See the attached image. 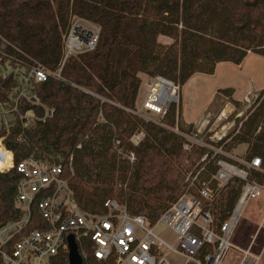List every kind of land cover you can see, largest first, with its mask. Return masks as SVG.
Wrapping results in <instances>:
<instances>
[{
    "label": "trees",
    "instance_id": "1",
    "mask_svg": "<svg viewBox=\"0 0 264 264\" xmlns=\"http://www.w3.org/2000/svg\"><path fill=\"white\" fill-rule=\"evenodd\" d=\"M76 18L97 25L99 40L94 51L66 61L65 82L51 80L37 90L42 102L54 109L53 117L24 130L15 118H9L6 129L0 116V138L9 130L5 143L15 165L0 173V228L22 217L15 204L22 180L16 167L30 155L42 160L72 157L70 186L83 210L104 214V203L115 200L131 216H144L155 224L184 194L186 175L197 170L207 151L184 150L183 138L171 130L183 129L175 105L161 124L132 113L141 76L163 77L182 87L195 74L213 75L220 63L240 66L250 54L264 58V0H0V39L19 50L9 51L18 60L31 59L55 71L62 60L64 37ZM160 37L172 42L164 45ZM10 85L0 86V103L12 102ZM234 94L232 88L221 89L214 100L226 97L238 105ZM236 123L241 127L236 135L231 133L225 151L247 146L245 158H259L264 171V90ZM141 131L146 137L135 147L129 139ZM116 141L124 154H135L134 163L118 155ZM185 158L188 165L182 162ZM11 164V153L1 147L0 170ZM206 168L201 180L216 172L213 160ZM250 178L264 186L262 173L252 172ZM241 189L242 183L232 180L216 199L215 231L233 214ZM39 227L46 229V220L35 207L29 230ZM78 249L85 257L83 264H115L112 258L97 261L88 237ZM214 251L215 246L205 245L197 258L203 260ZM54 264H69L68 252H60Z\"/></svg>",
    "mask_w": 264,
    "mask_h": 264
},
{
    "label": "built area",
    "instance_id": "2",
    "mask_svg": "<svg viewBox=\"0 0 264 264\" xmlns=\"http://www.w3.org/2000/svg\"><path fill=\"white\" fill-rule=\"evenodd\" d=\"M99 33V27L92 22L74 19L64 37L62 60L55 71L31 59L28 62L18 60L9 51L18 53L19 50L0 39V86L5 82L11 84L12 102L6 100L0 103V116L6 129H9V118L18 119L22 128L27 130L34 123L53 117L54 109L42 102L37 90L46 87L51 80L65 82L62 72L66 61L94 51ZM142 85L145 88L142 103L136 105L132 113L146 122L161 124L172 105L179 107L181 86L163 77H146ZM27 106L31 108L23 110ZM228 108L226 106L221 111L219 120L230 119L234 109L228 111ZM38 110L42 111L41 116ZM202 128L193 125L189 133L182 132L178 126L171 130L183 138L184 150L191 152L196 147L206 148L207 130ZM238 131L233 132L236 135ZM9 134L7 130L6 136L0 138V148L5 147L11 153L12 164L1 169L0 173L15 168L10 145L5 143ZM144 137L145 132H138L130 142L139 144ZM216 138L215 146L207 150L202 158L201 172L188 180L190 188H195L197 194L184 193L153 225L144 216H131L115 200L104 203V214L83 210L70 186L74 175L72 157L68 161L63 157L42 160L30 155L16 167L22 180L15 204L22 217L0 228V263L54 264L60 252H69L68 238L73 236L78 247L84 238H90L94 245V257L99 262L112 258L115 264H223L236 249L240 254L238 264H261V257L253 253L252 245L239 249L233 244L234 232L244 207L264 193V186L250 178L252 172L264 175L261 160H248L226 152L229 140L225 133ZM77 148L80 149L81 145ZM115 148L122 154L120 141L115 142ZM123 157L130 163L136 159L133 153ZM211 160L215 163L216 172L209 181H200L199 176L206 172ZM232 180L242 183L240 197L231 217L215 231L212 228V208ZM35 207L46 220V229L29 230ZM159 224H164L172 232L174 238L171 242L156 234ZM205 245L215 246V251L200 260L197 257ZM81 257L84 260L85 257Z\"/></svg>",
    "mask_w": 264,
    "mask_h": 264
},
{
    "label": "rangeland",
    "instance_id": "3",
    "mask_svg": "<svg viewBox=\"0 0 264 264\" xmlns=\"http://www.w3.org/2000/svg\"><path fill=\"white\" fill-rule=\"evenodd\" d=\"M159 42L164 45H169L172 40L166 37H160ZM143 76L144 75H142L141 78ZM142 81H144V78ZM225 88L235 89L236 96L234 94L232 99L237 101L238 105H235L233 102H231V99L226 97H220L214 100L217 91ZM263 90L264 58L254 54H250L240 66L233 65L231 63H220L217 65L213 75L195 74L181 87V91L179 94L180 103L179 107L176 106V109L177 111H180L182 120L185 123L193 124L194 122H198L202 119H205L207 121L204 126L205 128L203 127L202 129L207 130L205 150L209 151L213 146H215V143L217 141L216 137L221 136L222 133H225L228 136V143L231 142L232 136L230 135L234 131L232 129L239 130V128L241 127V123H238L237 125L236 121L243 120L245 118V116L254 106L258 94H260V92H262ZM144 92L145 88L142 85L136 105H141ZM254 92L259 93L252 95ZM243 96H245L244 100L242 98ZM226 106H229L228 111L233 108V115L236 113V116H234L232 120H219V114ZM180 123L183 126V129L181 130L184 133H189L192 128H189V125L184 124L181 121V118ZM166 127L170 128L169 125H167ZM208 129H210V131H208ZM132 144L135 147L140 145V143ZM198 148L201 147H196L194 149L197 150ZM231 152L236 157H245L247 146L241 145ZM191 153L192 152H190V154ZM120 155L123 156L126 154H124L122 151V154ZM193 159L195 160V157H193ZM182 162L183 164L188 165L190 163V160L187 161V159L185 158ZM202 167L203 164L201 159L195 166V168H197L196 171H193L195 173L192 174L193 172H189L186 175L187 177L185 179V183L188 184V186L185 192L190 187V182H188L189 178L194 177L195 175L200 173ZM199 180L209 181V179L204 180L203 178L202 180L199 178ZM121 186L122 185H118L117 188H120ZM191 192L195 195L197 194L195 188L192 189ZM155 232L158 236H160L167 242H171L174 238L172 232L164 224H159L156 227ZM234 240H238V246H240V248L242 249L248 248L252 245L253 253L257 256H260L261 264H264V193L259 199L250 201L244 207L237 228L234 232L233 241ZM238 255L239 251L233 249L223 264H238ZM180 261L184 263L182 260Z\"/></svg>",
    "mask_w": 264,
    "mask_h": 264
},
{
    "label": "water",
    "instance_id": "4",
    "mask_svg": "<svg viewBox=\"0 0 264 264\" xmlns=\"http://www.w3.org/2000/svg\"><path fill=\"white\" fill-rule=\"evenodd\" d=\"M68 250L69 264H83V259L73 236L68 238Z\"/></svg>",
    "mask_w": 264,
    "mask_h": 264
},
{
    "label": "crops",
    "instance_id": "5",
    "mask_svg": "<svg viewBox=\"0 0 264 264\" xmlns=\"http://www.w3.org/2000/svg\"><path fill=\"white\" fill-rule=\"evenodd\" d=\"M143 78H146V76H143L142 77V80H143ZM233 89V88H232ZM235 90V89H234ZM256 93H259V92H254L252 95H254V94H256ZM216 95V94H215ZM235 96H236V91H235ZM244 97L245 96H243L242 98H243V100H244ZM239 101H240V99H239ZM180 118H181V121L184 123V124H186V125H199V126H202V127H204L205 126V124L207 123V121L205 120V119H202V120H199L198 122H194L193 124L192 123H185L183 120H182V115L180 114ZM233 244H234V246L236 247V248H239V249H242V248H240V246H238V240H234L233 241ZM241 244V243H240ZM246 249V248H245ZM238 258L240 259V254L238 255Z\"/></svg>",
    "mask_w": 264,
    "mask_h": 264
}]
</instances>
